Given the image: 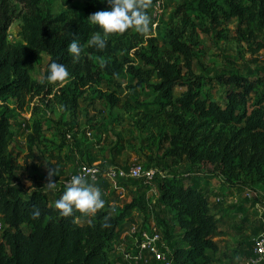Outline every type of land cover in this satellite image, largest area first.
Here are the masks:
<instances>
[{
	"label": "rangeland",
	"instance_id": "obj_1",
	"mask_svg": "<svg viewBox=\"0 0 264 264\" xmlns=\"http://www.w3.org/2000/svg\"><path fill=\"white\" fill-rule=\"evenodd\" d=\"M34 1L37 3L40 18L63 17L72 21L79 18L81 22L86 23L90 22V14L109 7L107 0ZM221 1L218 0L220 5H223ZM237 2L242 6H249L251 0ZM186 3L187 0H151V6L148 8L150 31L141 34L131 28L123 41H115L114 43L124 45L117 58L119 63H125L124 69L131 64L145 73L143 77L146 80L149 76L151 84H158L159 80L146 58L151 56L155 49L161 57L173 56V63L184 78L181 82L184 84L175 86L174 97L185 92L190 81L200 82L201 97L208 95L225 107V88L219 84L216 76L237 73L252 79L264 77V49L251 53L242 34L245 26H241L237 17L224 18L220 8L206 15L193 5L187 6L191 21L188 22L186 31L181 32L182 40L188 48L186 52L172 49L166 44L165 34L170 23L181 22L178 10ZM13 8L16 20L9 29L8 40L20 47H30L24 39V26L30 25L32 32L37 23L27 16L22 4L17 0H13ZM94 34L99 33L88 35L84 41L77 40L81 53H84L90 37ZM107 38H111V35ZM262 40L264 42V37ZM50 59L51 55L45 51L34 59L29 70L33 89L27 98L28 105L25 109L18 108L11 93L0 97V117L5 115L11 124L10 151L14 162L12 164L17 167L14 172L17 180L13 185L29 189V176L35 174L39 184L43 186L45 196L54 204L65 191L63 183L81 165L128 168L137 163L147 168L155 167L163 176H158L150 183L108 178L87 184L100 190L105 201L103 208L110 210L115 216L123 214L122 226L127 221L130 224L150 222V225L155 222L166 230V239L175 245L181 241L180 227L160 199V185L164 177L171 179L182 176L191 181H194L193 178L200 179V176L196 177L193 173L189 177L186 176L192 169L197 168L203 176L201 181L210 179L208 183L214 186L213 189L204 187V190L209 193L210 203H215V210L220 207L219 203L213 201L215 197L221 196L224 199L240 191L237 192L240 203L236 206L234 214L228 213L225 218L231 223L232 233L243 229L244 235L251 239L264 231V182L257 181L256 177L251 175L229 177L222 167L216 164L194 165L187 161L185 156H171L172 153L168 150L171 140L164 136L169 132L146 124L149 117L165 124L164 116L157 112V92L151 85H141L128 72L123 71L116 76L103 74L99 85L81 88L76 81L69 80L56 86L54 82L45 83ZM97 65H100V62H97ZM48 87L51 91H48ZM74 91L77 102L71 94ZM258 100L253 94L248 101V110H251ZM37 122L42 128L30 148L29 138ZM50 167L57 169V173L52 176L56 182L54 190L44 188ZM247 189L254 191L256 197L245 198ZM129 216L131 217L128 220ZM91 218L92 214H84L77 222L89 225ZM235 218L242 220L234 221ZM0 225L1 240L4 232L1 219ZM23 228L27 230L26 226ZM122 233L123 230L119 229L117 237ZM247 240L245 247L240 249L241 254H235L237 251L230 249L221 255L217 254V261L224 262L226 259L227 264H241L246 258L245 253H249L253 248V241ZM128 248L125 249L130 251L131 247ZM117 251L114 247L110 250L112 264L120 263L114 260L116 255L118 256Z\"/></svg>",
	"mask_w": 264,
	"mask_h": 264
},
{
	"label": "trees",
	"instance_id": "obj_2",
	"mask_svg": "<svg viewBox=\"0 0 264 264\" xmlns=\"http://www.w3.org/2000/svg\"><path fill=\"white\" fill-rule=\"evenodd\" d=\"M17 1L37 24L32 32L30 25L24 26V39L30 47L11 43L8 32L16 20L13 0H0V97L11 93L20 110L27 107V98L33 89L29 70L42 51L51 55L49 65L55 61L68 69V78L54 82L56 86L73 80L79 87L85 88L99 85L103 74L116 76L126 71L139 84L151 85L157 92V112L164 116L165 124L152 117L147 119L146 124L169 132L164 136L171 140L168 149L171 156H185L194 165L216 164L229 177L244 174L264 182V77L252 79L237 73L217 75V81L225 88V107L208 95L202 98L200 82L190 81L186 85L187 90L174 97L175 86L184 78L173 63V56L161 57L155 49L146 58V62L153 67L158 84H151L149 76L146 80L140 68L129 64L124 69L125 63H119L117 55L124 45L114 42L123 41L131 28L124 33L110 34L104 49L88 43L84 53L74 60L68 51L71 41H84L85 37L95 32L103 34L102 29L90 22H81L79 18L73 21L63 17L40 18L34 0ZM221 2L223 5L218 0H187L178 10L181 22L173 21L168 26L166 44L174 50L186 52L188 47L182 40L181 32L186 31L191 21L187 6L193 5L206 15L220 8L224 18L237 17L241 26H245L242 34L251 53L263 50L264 0H251L249 6H242L237 0ZM145 11L148 13V9ZM49 65L45 83H48ZM48 91L51 88L48 87ZM71 94L76 101L75 91ZM253 94L259 100L248 110V101ZM10 127L8 118L2 115L0 219L4 232L0 240V264H112L110 250L116 243L123 214L115 216L110 210L101 208L92 214L89 225H83L77 222L84 215L79 210L67 217L59 214L55 203L52 204L45 196L35 174L29 176V189L13 185L17 180L14 175L17 167L12 164ZM41 128L37 122L29 138L30 148L39 137ZM204 189L199 182H189L187 177H164L161 182L160 199L182 230L181 241L174 245L176 264H212L209 252L218 250L214 242L218 224L210 215L212 204L209 193ZM37 208L40 216L34 218L31 213Z\"/></svg>",
	"mask_w": 264,
	"mask_h": 264
},
{
	"label": "clouds",
	"instance_id": "obj_3",
	"mask_svg": "<svg viewBox=\"0 0 264 264\" xmlns=\"http://www.w3.org/2000/svg\"><path fill=\"white\" fill-rule=\"evenodd\" d=\"M109 7L97 10L88 16L89 21L98 25L101 34H94L88 43L98 49H104L107 37L113 33H124L129 28H134L138 33L145 34L150 31V17L145 11L151 6V0H107ZM68 51L73 59H79L81 46L78 41L73 40L68 45ZM69 72L66 65L53 61L49 65L47 81L49 83L64 81L68 78ZM57 173L56 168H49L48 181L44 188L54 190L56 182L52 176ZM105 201L102 199L101 192L87 182L80 175H73L66 185L65 191L59 199L55 201V208L63 217L72 215L75 210L84 214H95L97 210L104 207ZM34 218L40 216L37 208L32 213Z\"/></svg>",
	"mask_w": 264,
	"mask_h": 264
},
{
	"label": "built area",
	"instance_id": "obj_4",
	"mask_svg": "<svg viewBox=\"0 0 264 264\" xmlns=\"http://www.w3.org/2000/svg\"><path fill=\"white\" fill-rule=\"evenodd\" d=\"M70 137V136H68ZM73 175H80L86 182L97 183L104 179L117 180H142L150 183L158 176L163 174L155 167L147 168L141 164L134 163L128 168L108 167L100 168L91 165H81L69 178L63 183L64 188L71 180ZM65 190V189H63ZM245 198L251 199L256 197V194L251 189L245 192ZM223 198L217 196L213 201L221 203ZM1 226V225H0ZM126 239L131 242L127 247L113 246L117 249L115 261H120L119 264H176L175 262V246L170 240L166 239L162 226L152 222L147 224L129 223ZM253 253L247 259L245 264H264V233L259 234L253 242ZM131 247L129 251L128 247ZM125 248H128L127 250ZM121 258V259H120Z\"/></svg>",
	"mask_w": 264,
	"mask_h": 264
},
{
	"label": "crops",
	"instance_id": "obj_5",
	"mask_svg": "<svg viewBox=\"0 0 264 264\" xmlns=\"http://www.w3.org/2000/svg\"><path fill=\"white\" fill-rule=\"evenodd\" d=\"M192 173L195 174L196 177L200 176L201 178H203L202 174L200 173L199 169H197V168L192 169V171L189 172L186 176L189 177V176H191ZM180 177H182V176H180ZM201 178L200 179L199 178H196V179L193 178L194 181H191L189 179L188 180L191 183L192 182H199V184H201V186H203V187L209 186V189L214 188V186H210L211 183H208V180H210V179H208V180L202 179V181L204 182L203 183L201 181ZM237 192L240 193L239 190ZM237 192H235L234 195H231L230 197L224 198L222 200V202L219 203L220 207L217 208L216 210H215V203L211 206L210 215L217 221V224H218V229H217L215 236H214V242L216 243V245H218V250H216L215 252H213V251L209 252L210 257L212 258V264H227L226 259H224V262L217 261V254L221 255L222 253L228 252V250L232 249L234 251H237L235 254L239 255V254H241L240 249L245 247L244 243L247 239H248L247 241H251V242L253 241L254 242V240L257 238V237H254V238L250 239V238L246 237L243 233V231H244L243 229L240 230V232L237 231L238 233L237 232L232 233V231L230 229L231 223H229L227 220H225L228 213H230L231 215L234 214L236 206H238L240 203V198H239V196H237ZM258 205H260V203ZM130 217L131 216L128 217V220L130 219ZM237 219L238 218H235L234 221L235 220L236 221L242 220V219L241 220H237ZM128 225H129V223L127 221L124 226L121 225V227L119 228L121 231L123 230V233L121 236H119V238L118 237L116 238V245L117 246L127 247L128 244L131 242L129 239H127L128 241H124L123 238L121 239V237H124V238L126 237L125 235L128 231V227H129ZM179 233L180 234L182 233L181 229H180ZM262 233H264V231L260 232L259 234H262ZM117 236H118V233H117ZM252 253H253V248H252V250H250L249 253H245L246 258L244 259V261L241 264H245L247 259L252 255ZM233 263L236 264V262H233Z\"/></svg>",
	"mask_w": 264,
	"mask_h": 264
}]
</instances>
